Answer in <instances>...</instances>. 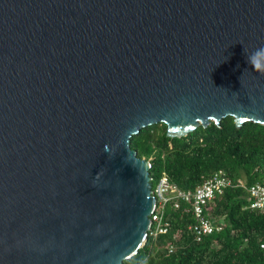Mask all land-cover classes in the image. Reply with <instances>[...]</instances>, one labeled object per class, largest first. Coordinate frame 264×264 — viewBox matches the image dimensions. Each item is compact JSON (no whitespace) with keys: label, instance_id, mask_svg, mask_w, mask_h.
<instances>
[{"label":"water","instance_id":"1","mask_svg":"<svg viewBox=\"0 0 264 264\" xmlns=\"http://www.w3.org/2000/svg\"><path fill=\"white\" fill-rule=\"evenodd\" d=\"M264 0H0V264H122L147 239L129 139L264 126Z\"/></svg>","mask_w":264,"mask_h":264},{"label":"trees","instance_id":"2","mask_svg":"<svg viewBox=\"0 0 264 264\" xmlns=\"http://www.w3.org/2000/svg\"><path fill=\"white\" fill-rule=\"evenodd\" d=\"M138 159L149 161L151 184L161 173L180 190H193L219 171L235 184L248 187L264 180V126L250 122L235 127L231 117L197 127L181 138H168L165 126L141 129L129 139ZM245 190L231 186L214 198L205 211L222 217L223 228L196 241L190 213L169 208L166 231L147 236L141 249L122 264H264V213L246 208Z\"/></svg>","mask_w":264,"mask_h":264},{"label":"built area","instance_id":"3","mask_svg":"<svg viewBox=\"0 0 264 264\" xmlns=\"http://www.w3.org/2000/svg\"><path fill=\"white\" fill-rule=\"evenodd\" d=\"M150 184V195L154 199L153 211L148 216L150 221L147 236L155 237L166 231L167 223L163 218L166 211L182 208L185 213H190L193 224L189 227L196 241L219 232L224 224L223 218H213L205 211L207 205L222 192L231 187H241L245 190L246 208L264 213V180L244 187L243 182L238 180L235 184L223 176L219 171L212 173L199 186L193 190H180L172 184L164 173ZM259 248H264V236Z\"/></svg>","mask_w":264,"mask_h":264},{"label":"clouds","instance_id":"4","mask_svg":"<svg viewBox=\"0 0 264 264\" xmlns=\"http://www.w3.org/2000/svg\"><path fill=\"white\" fill-rule=\"evenodd\" d=\"M261 51L264 52V48H262Z\"/></svg>","mask_w":264,"mask_h":264}]
</instances>
